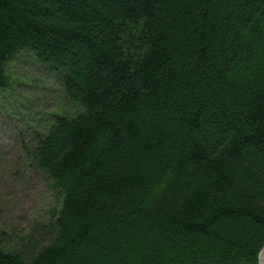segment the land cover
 I'll return each instance as SVG.
<instances>
[{"label": "trees", "instance_id": "1", "mask_svg": "<svg viewBox=\"0 0 264 264\" xmlns=\"http://www.w3.org/2000/svg\"><path fill=\"white\" fill-rule=\"evenodd\" d=\"M21 52L79 111L19 136L57 206L0 264H260L264 0H0V91Z\"/></svg>", "mask_w": 264, "mask_h": 264}, {"label": "rangeland", "instance_id": "2", "mask_svg": "<svg viewBox=\"0 0 264 264\" xmlns=\"http://www.w3.org/2000/svg\"><path fill=\"white\" fill-rule=\"evenodd\" d=\"M7 75L9 88L0 91V226L23 231L44 220L57 197L26 162L20 137L28 140L33 127L43 130L55 112L74 115L79 107L65 95L54 71L29 52L9 61ZM259 262L264 264V247Z\"/></svg>", "mask_w": 264, "mask_h": 264}]
</instances>
